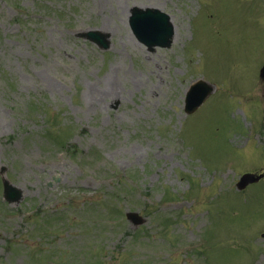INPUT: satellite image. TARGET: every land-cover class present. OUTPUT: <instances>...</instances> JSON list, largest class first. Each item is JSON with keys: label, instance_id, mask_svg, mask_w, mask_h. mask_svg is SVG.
Listing matches in <instances>:
<instances>
[{"label": "rangeland", "instance_id": "374dc122", "mask_svg": "<svg viewBox=\"0 0 264 264\" xmlns=\"http://www.w3.org/2000/svg\"><path fill=\"white\" fill-rule=\"evenodd\" d=\"M262 65L264 0H0V264H264Z\"/></svg>", "mask_w": 264, "mask_h": 264}, {"label": "water", "instance_id": "95a60500", "mask_svg": "<svg viewBox=\"0 0 264 264\" xmlns=\"http://www.w3.org/2000/svg\"><path fill=\"white\" fill-rule=\"evenodd\" d=\"M130 18L131 30L138 40L147 45L151 50L156 46L170 47L174 35V29L170 21V16L158 10L148 8L146 10L135 7ZM90 41L95 42L101 49H108V35H103L97 31H88L83 35ZM264 79V67L261 69L260 75ZM187 95L185 111L193 113L204 103L210 95L212 89L207 83L200 81L189 89ZM4 171V170H3ZM264 177V174L256 175L252 173L244 174L237 187L239 190H244L249 184L258 182ZM4 198L9 203H18L22 199V192L17 189L7 179L4 180ZM127 218L136 226L145 222L143 217L137 212H129ZM264 237V233L262 235Z\"/></svg>", "mask_w": 264, "mask_h": 264}]
</instances>
